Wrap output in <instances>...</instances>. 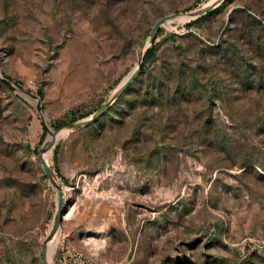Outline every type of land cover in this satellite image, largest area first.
<instances>
[{"label": "rangeland", "instance_id": "obj_1", "mask_svg": "<svg viewBox=\"0 0 264 264\" xmlns=\"http://www.w3.org/2000/svg\"><path fill=\"white\" fill-rule=\"evenodd\" d=\"M210 1L0 0L16 88L0 81V264H40L57 198L44 124L104 104L169 14L117 101L47 152L65 210L49 264L65 245L111 264H264V0L181 19Z\"/></svg>", "mask_w": 264, "mask_h": 264}, {"label": "water", "instance_id": "obj_2", "mask_svg": "<svg viewBox=\"0 0 264 264\" xmlns=\"http://www.w3.org/2000/svg\"><path fill=\"white\" fill-rule=\"evenodd\" d=\"M221 1H223V0H214L212 3H210L207 6L199 7L197 9L188 11L182 15L187 20H194V19L204 15L205 13L211 11ZM174 16H175V14H169L166 16H162V17H160L154 21V23L152 24L151 28L149 29V31L147 33L146 39L143 40L141 42V44L139 45V49L137 51V61L135 63L134 68L128 73V75L124 78V80L114 89V91L112 92V94L109 96V98L107 99V101L104 104L99 106L95 111H93L87 117L82 118L80 120L73 121V122H69V123L65 124L64 126L58 128V129H52L50 131L49 128L44 124L45 130H46V136L44 137L42 144H41L40 148L38 149L37 158H38L40 167L42 169V172H43L45 178L48 180V182L51 184V186L55 189L56 194H57V198H56L55 209H54V213L52 215L50 226H49L47 233H46V235H45V237L42 240L41 245H40V251H39L40 264H48L47 263V257H46V250H47L46 244H47V241L52 239L54 237V235L56 234V231L59 228V225L63 219V214L65 212V210H63V198H62L61 185L57 181L53 170L48 166L45 159L43 158V155L45 153H47V151L51 148V146H52V144H53L58 133H60L61 131H72V130H75L77 128H80V127L87 125L88 123H90L91 121L96 119L98 116H100L108 108V106L110 104H112L120 94H122V92L132 82V80L134 79L136 74L140 71L141 58L143 56V53H144L145 49L148 47L147 45H150L153 42L155 35L157 33V30L160 27L161 23L164 20L170 19ZM0 81L2 83L6 84L10 89H12V90L16 89L13 85H11V83L6 78L2 77L1 75H0ZM36 110L38 113H40L42 111V108L37 104ZM61 128H62V130L59 131V129H61Z\"/></svg>", "mask_w": 264, "mask_h": 264}, {"label": "built area", "instance_id": "obj_3", "mask_svg": "<svg viewBox=\"0 0 264 264\" xmlns=\"http://www.w3.org/2000/svg\"><path fill=\"white\" fill-rule=\"evenodd\" d=\"M54 264H111L107 261L87 255L81 250L65 245L59 248V254Z\"/></svg>", "mask_w": 264, "mask_h": 264}, {"label": "trees", "instance_id": "obj_4", "mask_svg": "<svg viewBox=\"0 0 264 264\" xmlns=\"http://www.w3.org/2000/svg\"><path fill=\"white\" fill-rule=\"evenodd\" d=\"M202 17H203V16H200V17L196 18V19L193 20V21H196V20H198V19H201ZM190 23H191V21L188 22L186 25H190ZM153 52H154V48H153V46H150L149 48H147V49L145 50V52H144V55H143V62L148 61V60L152 57ZM142 66H143V64H141V68H140V69H142ZM116 101H117V100H116ZM61 126H62V124L53 125V128H54V129H58V128H60ZM43 137H44V132H43V135H42V137H41L42 140H43Z\"/></svg>", "mask_w": 264, "mask_h": 264}, {"label": "bare ground", "instance_id": "obj_5", "mask_svg": "<svg viewBox=\"0 0 264 264\" xmlns=\"http://www.w3.org/2000/svg\"><path fill=\"white\" fill-rule=\"evenodd\" d=\"M214 0H211L208 4H206V5H204V6H207V5H209L210 3H212ZM183 16V15H182ZM181 19H185V17L183 16V18H181ZM62 134H63V132H62ZM60 136V135H59ZM48 152V151H47ZM47 155H48V153H45L44 155H43V158L45 159V161H46V163H48L47 162ZM58 231V230H57ZM57 231H56V233H57ZM55 236H56V234L54 235V237L52 238V239H50L49 241H47V244H46V248H47V250H46V257H47V263L49 264V256H50V251H51V249H52V247H53V243H54V240H55ZM48 253V254H47Z\"/></svg>", "mask_w": 264, "mask_h": 264}, {"label": "crops", "instance_id": "obj_6", "mask_svg": "<svg viewBox=\"0 0 264 264\" xmlns=\"http://www.w3.org/2000/svg\"><path fill=\"white\" fill-rule=\"evenodd\" d=\"M77 248V247H76ZM77 249H79V248H77ZM79 250H81V249H79ZM82 251V250H81ZM83 253H85L84 251H82ZM85 254H87V253H85ZM87 255H89V254H87Z\"/></svg>", "mask_w": 264, "mask_h": 264}]
</instances>
